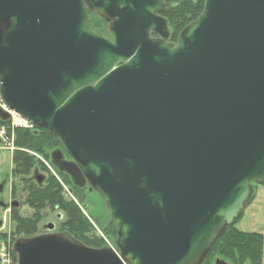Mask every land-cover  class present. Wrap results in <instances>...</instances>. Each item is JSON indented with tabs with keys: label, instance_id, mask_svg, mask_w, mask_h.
Segmentation results:
<instances>
[{
	"label": "water",
	"instance_id": "obj_1",
	"mask_svg": "<svg viewBox=\"0 0 264 264\" xmlns=\"http://www.w3.org/2000/svg\"><path fill=\"white\" fill-rule=\"evenodd\" d=\"M164 4L0 0V99L59 141L52 164L119 250L41 235L17 264H201L264 182V0H205L176 44Z\"/></svg>",
	"mask_w": 264,
	"mask_h": 264
},
{
	"label": "trees",
	"instance_id": "obj_2",
	"mask_svg": "<svg viewBox=\"0 0 264 264\" xmlns=\"http://www.w3.org/2000/svg\"><path fill=\"white\" fill-rule=\"evenodd\" d=\"M204 1L177 0L173 2L165 0V6L160 15L166 20L170 30L168 41L175 42L180 32L201 14ZM91 15L99 18V24L92 23ZM101 21L105 26H102ZM88 25L98 35H108L106 22L102 17L96 15V13L90 12L88 14ZM0 124H7V122L0 121ZM14 145L18 149H21V151L17 150L14 152L11 157L13 162L12 172L17 174L25 173L30 168H35L38 164V161L34 158L28 157L26 154L27 150L34 151L37 155L41 154V158H46L50 150L60 147L59 141L51 133L36 127L33 130L16 128L14 130ZM64 181L68 186H72V182L68 177L64 178ZM261 184L264 185V182ZM61 193L58 181L50 178L40 194L32 192L27 197L26 204L32 209H36L37 215L40 209H44L46 206H49L51 209L55 206L59 207L66 213L65 229L72 237L74 236L81 242L80 245L95 249L102 248V240L92 237V234L89 233V221L81 213L78 205L74 201L64 199ZM77 198L79 204L86 201L85 195L77 196ZM239 219L240 216L214 241L201 264H213L215 257H219L230 264H261L263 237L259 233H248L235 229L234 226ZM21 225L17 233L24 232L28 236L35 235V221H30L29 223L23 222ZM100 226L108 237L115 238L116 228L113 222L110 221L106 226L100 224ZM16 260V254L12 250L13 264H16Z\"/></svg>",
	"mask_w": 264,
	"mask_h": 264
},
{
	"label": "flooded vegetation",
	"instance_id": "obj_3",
	"mask_svg": "<svg viewBox=\"0 0 264 264\" xmlns=\"http://www.w3.org/2000/svg\"><path fill=\"white\" fill-rule=\"evenodd\" d=\"M150 34L152 37H158L157 33L150 32ZM108 38H110V36ZM57 149L61 151L64 161L70 160V157L61 146L55 147L49 151L48 157H40L44 163L43 165L39 163V166L30 168L28 171L21 174L12 172L11 168L8 174L0 176V264H4L2 255L5 256V260H7L8 264H13L12 250L14 251L13 245L17 240L29 239L41 235H52L76 245L81 243L74 236L72 237L65 229L64 223L66 213L62 209L57 206L53 209L46 206V208L40 209L37 215L36 209H32L26 204V199L32 192L40 194L50 178H54L60 185L61 194L64 199L74 201L82 214L84 208L87 207V211L91 208L87 202V197L93 192L90 190V185L86 183L83 187H77L72 183V186L66 188L64 178L68 177L70 179V177L52 164L50 155L52 151ZM11 163L13 167L12 159ZM61 174H63V176H61ZM84 195L86 196V201L79 204L77 196ZM30 221H35V235L28 236L24 232L17 233L23 222L29 223ZM109 222L106 225H108ZM49 225H52L51 230L47 228ZM3 235H7L10 241L7 240V243L4 242L2 240ZM91 236L96 237L94 233H92Z\"/></svg>",
	"mask_w": 264,
	"mask_h": 264
},
{
	"label": "rangeland",
	"instance_id": "obj_4",
	"mask_svg": "<svg viewBox=\"0 0 264 264\" xmlns=\"http://www.w3.org/2000/svg\"><path fill=\"white\" fill-rule=\"evenodd\" d=\"M173 2H176L177 0H170ZM98 15V14H96ZM100 16V15H98ZM92 18V23L99 24V18L95 17L94 15L90 16ZM101 17V16H100ZM102 23V21L100 22ZM102 26H105L104 23H102ZM106 30L107 29V23H106ZM169 34L170 30L168 28ZM106 37H109L110 34L108 32V35L105 34ZM179 36V35H178ZM169 37V36H168ZM178 39V37H177ZM170 42V41H169ZM177 40L175 42H171L176 44ZM9 124V123H8ZM34 128H30V130H33ZM12 149L8 148H2L0 149V176L5 175L9 173V170L12 168L11 163V157L14 152L21 151V149H18L14 144H11ZM45 149V147H44ZM47 151V149H46ZM26 154L29 158H34L36 161H38L37 166H39V163L43 165L44 163L40 159L42 156L41 154H36L34 151L27 150ZM252 191L245 203V207L243 208L242 212L240 213V219L235 224V229L242 231V232H248V233H259L263 237V249H262V258H261V264H264V185L258 184V183H251ZM66 188H68V184H66ZM76 198V197H75ZM251 200V201H250ZM89 205V204H88ZM87 208V207H86ZM86 208L83 209V215L88 219L90 228L89 233L92 234L93 232L96 233V238L102 240V248L104 247H111L114 251L119 252L116 239H117V232L115 238L108 237L107 234L103 231L100 224L97 222H94V220H91L86 215ZM1 211V210H0ZM1 213V212H0ZM238 216V217H239ZM237 219V218H236ZM7 230V229H5ZM2 240L7 243V240H9V237L7 235H3ZM10 241V240H9ZM8 245V244H6ZM12 246V244H11Z\"/></svg>",
	"mask_w": 264,
	"mask_h": 264
},
{
	"label": "built area",
	"instance_id": "obj_5",
	"mask_svg": "<svg viewBox=\"0 0 264 264\" xmlns=\"http://www.w3.org/2000/svg\"><path fill=\"white\" fill-rule=\"evenodd\" d=\"M0 107L4 110H7L5 108V106L1 103V100H0ZM10 122H11V126H10L11 133H9V130L6 127L0 126V142L5 148L10 146L8 148L11 149L12 148L11 142H12V131H13V129L15 127H20V126L28 127L30 125H28L26 121L22 120L18 115H16L15 113H12V112H11ZM2 256L4 258V260H3L4 264H8L7 260H5V256L4 255H2Z\"/></svg>",
	"mask_w": 264,
	"mask_h": 264
}]
</instances>
